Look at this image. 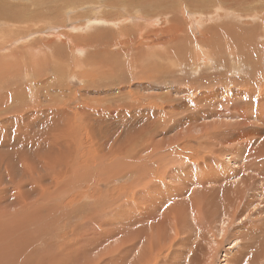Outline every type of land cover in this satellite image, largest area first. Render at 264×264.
Listing matches in <instances>:
<instances>
[{
	"label": "rangeland",
	"instance_id": "obj_1",
	"mask_svg": "<svg viewBox=\"0 0 264 264\" xmlns=\"http://www.w3.org/2000/svg\"><path fill=\"white\" fill-rule=\"evenodd\" d=\"M106 1L107 0H102L101 5L105 7ZM209 1L210 0L184 1L185 4H189L192 8L199 10L194 11L195 19L198 21L194 22L193 25H197V27L200 29H197L196 33H191L192 38L194 39L199 38L201 34L206 35V29L211 26V24L207 23L204 19L206 16L212 19V14H207L212 11V9L207 5ZM247 1L249 5L247 4L246 6H243L241 1L231 4L235 6L234 9L236 10H249L250 12L252 11V13H254L253 11L258 10V12L263 13H258V15L253 14L252 17H245L246 19L242 18V20L236 19L230 22L231 25H233L236 30L239 29V31H242L241 28L244 26H248L250 28L255 27L256 36L254 38V45L256 46H253V48L251 47L250 51H236L233 53V55L224 53L223 49H220L217 55L211 51L209 52V54L212 55L211 60L208 58L203 60L199 57L195 65L194 63L189 64L190 61L187 62V65L189 64L188 66L193 65L196 67L197 75L199 74V76L195 75V77H192L191 74L188 73L189 67L178 60V55L174 50V47H171L170 51H166L164 47H162L160 50H156V53L152 54L150 57H146L145 61L140 64V68L138 67L139 64L138 66L135 65L136 67L134 66L135 59L131 58L130 62H125V65L122 69V74H124V76L120 71L111 72L113 67H105V69L99 68L98 65L102 64L103 60L107 56L105 57V54L101 51V45L98 41H96L97 39H95V35L98 37L101 32H105L107 29L99 27H93V30L86 29L84 27V23L86 21L82 16H79V18L75 17L73 19L70 17V22H61L62 28H59L60 30L58 29L57 32L59 34L62 32L63 35L62 33L61 35L67 38H65V40H73L74 38H77L78 43L80 42L79 46L76 45L78 43L74 44L71 40L70 42L77 46L78 49H83V56L88 59H94L93 62L95 63H92V65L89 66H84L86 63L82 61H76V63H73L70 58H67L65 65L63 64V66L60 68L62 76L59 79L62 82L60 83L64 89L62 96L63 99L61 98L64 102H62V107L68 112V118H65L63 127L65 131H62L64 143L61 141V143L56 146L58 153L57 161L60 159L63 161L66 159L71 160V156L73 155L72 153L75 135L81 134L83 132L82 136H85L84 130L91 128L92 130L90 132H92L96 137H102L107 134L105 138H101L103 143L99 141L98 142L104 144V146H102L104 147V152L109 151V154L112 153V156L109 158V162L112 163V166L109 167L106 164L101 169L93 167V171L96 173V175L100 179L104 180L100 183V185L96 184L97 176H94L93 180L91 178L81 182L80 188L75 187L77 182L74 177H72L70 182H66L65 184L60 183L58 187L61 188V192L56 193L57 202L59 201L58 203H60L62 200L63 203L68 205L69 209H66L67 211L65 210V212L62 214H58L57 217L55 216V213L52 209L54 206H57V202L55 200L52 201V198L55 197L50 194H45L40 200H36V205L40 206L39 209L36 208L38 207L36 205L34 210L27 208V210L30 211L29 213H18L15 218H13V220H9L4 216L1 217L0 215V264H264V222H262L264 221V209H262L264 206V171L259 172L261 175H257L258 172L253 170L257 168L256 166L254 167L256 164L260 165V167H264V155H262L260 158H254L253 160L251 157H254V155H256L255 153H257V155L264 153V123L262 121L259 122L255 119H252V116L250 115V117L246 116L248 120L241 125H236L235 127H221L222 125H228L229 122H231V117H228V120L226 119V121V116L224 117V114H221L218 115L217 123L219 121V123H221L222 120V123L219 124V126L217 123H214L215 121L210 120L204 122L202 119H199L198 122H195L198 127L195 123V126L192 124L188 127H185L184 124L186 123V119L184 118L186 117V112L182 111V113L180 112L179 115L172 114V119L169 120L165 97L160 99L154 98L152 101L151 99H147L145 97V93H142L143 90L147 89V94L162 95V93L166 92L167 89L173 88L175 85L172 86L171 84L159 83L161 80L159 76H161V74L164 72L165 75L163 74L162 76H167L168 78L169 75H167V73L170 72V75L176 78H173L174 80H178L180 78L185 79L187 82H191L193 79H199L200 81L202 80L200 77H212L214 74H216V80L221 85L218 86L217 83H213L214 89L217 88V86L222 88L221 91L224 90L225 95L227 98H229V102H226L229 107L226 108V106H221L222 109L228 110L231 106L235 105V107L240 109L241 113L244 111L245 106H247L250 102H257L259 99L257 96H254V89H264V36L260 34L261 32H264V22L260 23V21H264V0ZM168 2L170 3L171 0H168ZM61 3L63 2L60 0L61 6L59 8L63 7V4ZM237 3H239L240 6ZM176 4L171 6L174 9L173 11L162 7L168 13L163 14V16L161 15V17L160 15L153 16L152 14L154 17L153 19L159 20L158 27H150L148 30H157L156 33L152 34V36H156L155 38L158 40L160 38L165 40L161 33L171 28V22L173 23V18H175L174 13H179L180 7ZM255 4L257 5L255 6ZM155 8L161 7L158 6ZM81 13L83 12L77 11L74 15L77 16ZM152 16L149 17L147 14H143L140 18H144V22L149 24L151 20L153 21V19H151ZM215 16L217 20L214 21H216L217 25L224 28V26L229 23L227 22L230 19L229 16H224L223 13H219L217 15L215 14ZM177 18L181 19L179 16H177ZM80 20L84 21L81 22ZM56 21L57 20H55V24H58ZM131 24L133 25V29H136L140 26V23ZM123 25H127V23H124ZM56 26L58 27V25ZM1 27L3 26H0V28ZM33 32L34 30L21 36L32 40L33 37L36 36L35 32ZM220 32L225 33L226 31L221 28ZM27 35L31 36L26 37ZM44 37V40L49 38V36ZM216 37H220V39L223 38L221 35H217ZM84 38L86 40L91 39L90 41H92V43L88 41L90 45L89 43H84V45H81V41L87 42L86 40H83ZM138 40L140 45L143 44V46H146L145 44H148V42H143L140 39ZM150 40L153 39L150 38ZM65 47H68L67 44ZM188 47L189 46L184 47L183 43V50L187 49L191 51L192 47ZM115 49L112 51H118V49ZM122 49L125 53L132 50L125 47H122ZM69 50H74V48H69ZM227 52H232V50ZM201 53L198 52V54ZM153 56L158 58L167 56L168 58L165 61L162 59H160L162 61H155L151 58ZM214 56H217L221 59L218 61L219 63L216 61ZM106 59H108V57ZM169 60L172 61L169 63ZM157 63H163L162 65L165 66L166 71L164 69L163 73L158 72V74L155 75V73L153 74L152 71L150 72V68L154 69L155 66H157ZM229 63H231L232 67L228 66ZM234 65L239 69L235 70ZM73 67H79V69L75 70ZM211 69L218 70L211 71ZM207 70H209L211 73H207ZM178 71L180 72L178 73ZM224 73H226L227 76ZM129 74H137L135 79L130 82L131 84L128 82V85L127 81H123L122 85H119L123 89L125 88L124 94L126 93L125 95L128 97H125L123 102L121 98L118 99V101L116 98H114V96L110 97L112 94L111 92L116 90V87L113 86L114 82L120 78L125 79V75L128 76ZM86 75L91 77L92 80L90 78V81H88L89 79ZM138 75L142 79H138ZM145 77H148L146 81ZM258 78L259 80H257ZM43 79L51 83L57 78L53 72H50V74L46 73L41 78V80ZM260 80L263 82H260ZM236 86L238 91L235 90ZM249 87L251 92L248 90ZM137 92H139L142 96H138ZM105 94L107 95L104 97ZM248 94H250L251 97H249ZM133 95L135 96L133 97ZM133 102L135 104L137 103V105L140 104L139 106H141V110L147 109L146 111L150 114L156 110L155 108H158L159 113L157 114H161V117L165 116L164 122L157 129L156 133L153 134L148 132L147 134L149 135H147L145 129H141L143 127V123L141 121H138L135 127V124L129 123L128 120H130V118L123 115L121 112L119 116L116 117L123 118H118V121L113 120L115 123H117V125L111 126V122L105 119L104 116L107 112L104 115L102 114V110L106 111L107 108H109L110 111H114V109L122 111V106L125 103L126 105L128 103L131 105ZM189 102L190 100L187 101V103ZM217 103L221 104V102L218 101ZM193 106L194 107H188L187 113L189 115L194 114L195 110H197V106L196 109L195 105ZM91 110L93 111L91 112ZM155 115L156 114H153L152 117ZM240 115H244V113ZM180 119H183L182 125L179 127L177 126L175 130L170 133V125L173 123L177 124L178 121L181 122ZM232 120L233 121L231 124H237L241 121L235 119ZM150 121L148 124L144 125V128L147 126V128L155 130L157 127L154 128ZM124 122H128V126L127 124L123 125ZM207 122L209 124L211 122L214 123V129H203V123L206 124ZM191 123L192 122H190V124ZM194 127H197V129L195 128L194 130ZM259 128L260 130H258ZM66 131H70V133ZM159 131H161V133ZM216 131L218 133H216ZM90 132H88L87 135ZM127 133H129L128 136H130L128 137V145L124 140H122L123 143L121 142L119 145L113 143L114 135L116 138L118 136H121L122 138ZM190 138L193 140H190ZM161 140L163 141V145L159 143ZM199 141L201 142V145L199 144ZM223 141L224 144H222ZM187 144L189 146H187ZM147 145H150V148ZM168 145L173 146L169 147ZM237 145L240 146L241 155H239L241 157L238 155L235 156V150H231L230 152V149L237 147ZM153 146H155V149H153ZM59 149H62L61 152L58 151ZM95 149L97 155L100 156L102 153L100 152L97 145ZM118 151L119 153L115 154ZM175 151L178 155L174 153ZM166 152H168V154H172V156H168L167 158L170 163L166 160L165 162L162 161ZM0 154H4V149H0ZM227 154L233 158L236 163H238L236 165H230V163L225 160V156ZM128 156L132 158L133 156H136L137 160H139L137 162H140L139 168L141 169L142 167H145V170L142 171L141 169L138 174L133 175L134 177L129 175L130 173L128 171H130L131 168H129L128 171L126 170V164H130L128 160L130 157L128 158ZM146 156L149 158L152 157L153 159L151 158V160L146 158ZM158 158L161 160V164L164 163V168L163 164H159L160 162H158ZM102 159L104 160V157ZM47 161L48 163H53L51 159H47ZM245 163L251 164V167H248ZM88 164L93 165V163ZM244 165L247 166V170L244 169L245 171L243 170ZM152 167L157 169L162 168L163 173L160 171L156 176ZM222 169L223 173H221ZM181 170H183L185 173L183 174ZM178 175L183 177L177 178ZM16 176V179H19V174ZM243 178L248 179V187L245 188V194H242V198L240 200L237 198L235 193H232L231 188L237 187L244 189V185L241 183ZM180 179H182V181ZM132 184H134V186ZM214 185L218 187H215ZM129 186L131 188H129ZM177 187H181L182 189L179 190ZM73 188L75 190L81 191V195H76V197L69 202L67 200V194L69 196V193L72 192ZM211 191L214 192L211 193ZM221 192H227L229 194V197L227 198L233 199L232 203L226 201L224 199L226 197L220 195ZM75 194H77V192ZM32 199L33 198H31V200ZM48 199L51 201L50 203L48 202ZM112 199H115L116 201ZM234 200L238 203V206L237 204L235 205V203H233ZM260 203L262 207L259 206ZM194 207L198 208L197 212L195 213V217L193 215L191 216L192 211L190 210ZM22 209L23 208L21 207L20 210ZM41 209H44L45 211L43 210L44 212H41ZM180 212L181 214H179ZM194 218L197 219V221H194ZM107 221L109 222L106 225L105 222ZM129 230H131L132 233ZM134 230L135 232H133ZM189 232L191 235L187 234ZM251 233L253 236L250 235ZM74 234H76L77 237H75Z\"/></svg>",
	"mask_w": 264,
	"mask_h": 264
},
{
	"label": "bare ground",
	"instance_id": "obj_2",
	"mask_svg": "<svg viewBox=\"0 0 264 264\" xmlns=\"http://www.w3.org/2000/svg\"><path fill=\"white\" fill-rule=\"evenodd\" d=\"M61 1L63 2V3H61V4H63L62 8H59L61 6L60 0H0V26H3L0 28V149H4V154H0V215H1V217L4 216L9 220H13V218H15V216L18 213H20V214L29 213L30 211L27 210V208H31L34 210V207L37 204V201L40 200L45 194L52 195L53 197H55V198H52L53 199L52 201L55 200L57 202V196H56L57 194L56 193L61 192V188L58 187V185L60 183L65 184L66 182H70L72 177H74L76 179V182H77L75 187L80 188L81 182H84L85 180H89L91 178L93 180L94 176H97L96 173L93 171V167L101 169L106 164L109 167L112 166V163L109 162V158L112 156V153L109 154V151L104 152V147H102V146H104V144H101V143H103L101 138L102 137L105 138L107 134H105V136H102V137H96L92 132H90L92 130L91 128L84 130L85 136H82L83 132L81 134L75 135V137H74V148H73V153H72L73 155L71 156V160L66 159L65 161H63L62 159H60L57 161L58 153H57L56 146H58L61 143V141H63V143H64V138H62V131H65L63 129L64 123H65V118H68V112L65 111L62 107V102H63L62 96H63V90L64 89H63V86L61 84L62 82L59 79L62 76V73L60 72L61 71L60 68H61V66H63V64L65 65L67 58H70L73 63H76V61H82V62L86 63V65H84V66H87V65L89 66V65H92V63L93 64L95 63V62H93L94 59H88V58H85L83 56L84 55L83 49H78L77 46L74 45V44L78 43L77 38L76 39L74 38L72 40V39H69V36H68L69 40H65L66 37L62 36L63 33L60 31L62 33V35H61V33L59 34L57 32L59 28H62L61 22H65V21L70 22L71 18L72 19L75 17L79 18V16H82V17H84V20L86 21L84 23V27L86 29L93 30L94 29L93 27H99V28L107 29V31L101 32V34H99L98 37H97V35H95L97 38L94 36L95 39H97L96 41H98L99 44L101 45V49H102L101 51L105 54V57L106 56L108 57V59H106L107 58L106 57L105 58L106 60L104 59L102 64H99L98 67L104 68V69H105V67L106 68L113 67L111 72L120 71L122 74V71H123L122 69L125 65V62H130L131 58H133V59H135L134 60V66L135 65L138 66V64H139L138 67L140 68V64L143 63V61H145L146 57H150L152 54L156 53V50H160L162 47H164L166 49V51H170L171 47H174L175 48L174 50L177 52V55H178V60L181 63H183L184 65H187V62H189V61H190L189 64L194 63V65H195V63L198 61L199 57L203 60H206L207 58L209 60H211L212 55H210L209 52L212 51V53L217 55V53L220 51V49H223L224 53L232 54V55L236 51H242V52L250 51L251 47L253 48V46H256V45H254V38L256 36L255 27L250 28L248 26H244L243 28H241L242 31H239V29L236 30V28L233 25H231L230 21H234L236 19L242 20V18L244 19L245 17H252L253 14L258 15V13L259 14L263 13V12H261V13L258 12V10L253 11L254 13H252V11L250 12L249 10H239V9L236 10V9H234L235 6H233L231 4V3H236L237 1H239V2L241 1L243 6H246L247 4L249 5L247 0H210L209 3L207 2L208 3L207 5L212 9V11H210L207 14H212L211 15L212 19L210 17H207V16L204 19L206 20L207 23H210L211 26L209 28L206 27L207 29H209V30L206 29V33H207L206 35L201 34V36L199 38L194 39V38H192L191 33H194V32L196 33V30L199 29L197 27V25H193L194 22L198 21L195 19V14H194L195 13L194 11H197L198 9L192 8L191 5H189V4H185L184 1H186V0H171L170 3L168 2V0H107L105 3V7L103 5H101L102 0H61ZM173 4H176L180 7L179 13L178 12L174 13L175 18H173V20H174L173 23L171 22V28L167 29L163 33H161V35L164 36L165 40L160 38V37H159L160 39L158 40L157 38H155L156 36H152V34L156 33L157 30L156 31L155 30L150 31V30H148V28L158 27L159 20L153 19L154 18L153 16H156V15L159 16L160 15V17H161V15L163 16V14L168 13L163 8L173 11L174 9L171 7V6H173ZM237 4L239 5V3H237ZM257 4H255V6ZM158 6L161 8H155ZM194 7H196V6H194ZM253 7H254V5H253ZM242 8H244V7H242ZM77 11H80L83 13L75 16L74 14ZM207 11H208V9H207ZM219 13H223L224 16H229V18H230L227 21L229 23L226 26H224V28L217 25L216 21H214V20H217L215 14L217 15ZM143 14H147V16H149V17L152 16V14H153V16L151 18V19H153V21L151 20V22L149 24H146L144 22L145 19L140 18V17H142ZM177 16H179L181 19H178ZM157 17H155V18H157ZM57 18H59V19H57ZM219 18H220V16H219ZM61 19H63V20H61ZM200 19H202V18H200ZM255 19H257V18H255ZM55 20H57L56 23H58V24H55ZM84 20H82V21H84ZM263 22L264 21H260V23H263ZM124 23H127L128 28H127V25H123ZM131 23H140V26L137 28L135 27L136 29H133V25ZM129 24H131V25H129ZM56 25H58V27ZM65 25H67V24H65ZM69 25H70V23H69ZM71 25H72V23H71ZM221 28L226 32L221 33L220 32ZM72 29H73V27H72ZM243 29H247V30H243ZM32 30H34V32L36 34V36H34L32 40L26 39L25 37L21 36V35L30 33ZM61 30H63V29H61ZM260 34L262 36H264V32L263 33L261 32ZM217 35H221L223 38L220 39V37H216ZM30 36L31 35H27L26 37H30ZM44 36H49V38H51V39L48 38V39L44 40V38H45ZM150 38H152L153 40H150ZM138 39H140L143 42H148V44H145L146 46H143V44L140 45V43H138L139 42ZM70 40L74 44H72L70 42ZM83 40H86V39L84 38ZM90 40H86L87 42L81 41L83 43V44L81 43V45H84V43H89L88 41H90ZM90 42L92 43V41H90ZM79 43L76 45L79 46ZM183 43H184V47L185 46H189L188 48L192 47L191 51H189L187 49H186L187 51L183 50L182 49ZM66 44L68 46L67 48L65 47ZM89 45H90V43H89ZM122 47H125L127 49H132V50L125 53V52H123ZM69 48L70 49L74 48V50H69ZM115 48L118 49V51H116V52L112 51ZM200 50L202 51V53ZM226 50L227 51L232 50V52H227ZM256 51H258V50H256ZM198 52H200L201 54H198ZM214 57H215L217 62L219 60H221L217 56H214ZM151 58L154 59L155 61H158L160 59L165 61L168 57L162 56V57L158 58V57L153 56ZM228 58H230V57H228ZM201 59H200V61H201ZM162 60H160V61H162ZM171 61L169 60V63ZM162 64L157 63L156 65L159 67L155 66L154 69L150 68V72L152 71V73L153 74L155 73V75H157L158 72L163 73L165 66ZM226 64H227V62H226ZM238 64H239V62H238ZM173 65H174V63H173ZM188 65H187V67H189L188 73H190L192 77H195V75L199 76V74L197 75L196 67L193 65H191V66H188ZM84 66H81V67H84ZM228 66H231V63H229ZM238 66H242V65H238ZM151 67H153V66H151ZM73 68L75 70L79 69V67H73ZM234 69L238 70L239 68H236V66L234 65ZM215 70H218V69H211V71H215ZM72 71H74V70H72ZM165 71H166V69H165ZM50 72H53L57 79H55L51 83H49L45 79L41 80V78L46 73L50 74ZM179 72L180 71H178V73ZM64 73H65V71H64ZM207 73H211V72L209 70H207ZM226 73H224V74H226ZM163 74H161V76H159L161 79L159 81V83L160 84H171L172 86L175 85L173 88L167 89L166 92L162 93V95L161 94H156V95L147 94V91H146L147 89L143 90L142 93H145L146 94L145 97L147 99L148 98L151 99L152 101L154 100V98L160 99L162 97H165V103L167 104L166 107L168 108L169 120L172 119V114L179 115L180 112L182 113V111H183V112H186V117L184 118V119H186V123L184 124L185 127H188L189 125H192L195 122H198L199 119H202L204 122L212 120V121H215L214 123L216 124L218 121V115H221V114L222 115L224 114V117L226 116L225 120L226 119L228 120V117H231L230 118L231 122L233 121L232 119L241 120L237 124H231V122L228 121L229 122L228 125H222L221 127H235L236 125H241L242 123H244L248 120V118H246V116L250 117V115L252 116V119H255L256 121H259V122L262 121L264 123V89H260V88L254 89L255 90L254 96H257V98L259 100L257 102H250L247 106H245L244 111L240 113V109L238 107H235V105H233L234 107L231 106L228 110L222 109L223 106H226V108L229 107V105L226 103V102H229V98H227V96L225 95V91L224 90L221 91L222 88L218 87L221 84L216 80V76H215L216 74H214V76H212V77H208V76L204 77V78L200 77L202 79L200 81H199V79L198 80L193 79V81H191V82H187L185 79H180V78L178 80H174L173 78H175V77H172L170 75L171 74L170 72L167 73V75H169L168 78H167V76H162ZM122 75L124 76V74H122ZM136 75L137 74H135V75L129 74L128 76L125 75V79L121 76L123 79L120 78L116 82H114L113 86L116 87V90L114 92L110 91L112 93L110 97L114 96V98H116L117 100L121 98L122 102H123V99L125 97H128V96L125 95L126 93L124 94L125 88L123 89L119 85H122L123 81H127V84H128V82H129V84H131L130 82L135 79ZM86 76L88 77V75H86ZM226 76H227V74H226ZM137 77H138V79H142L139 75ZM180 77H182V76H180ZM90 78L91 77H88V79H89L88 81H90ZM263 78H264V76H263ZM146 79H148V77L147 78L145 77V81H146ZM91 80H92V78H91ZM154 80H156V79H154ZM257 80H259V78ZM240 81H242V80H240ZM240 81H239V83H240ZM152 82H153V80H152ZM251 82H252V80H251ZM260 82H263V81L260 80ZM213 83L218 84L217 88L214 89ZM125 84H126V82H125ZM231 84H233V83H231ZM90 85H91V83H90ZM138 85H140V84H138ZM178 85H180V86H178ZM260 85H261V83H260ZM112 87H111V90H112ZM256 87H257V84H256ZM236 88H237V86L235 87V90H237ZM92 89H94V88H92ZM248 90H249V92H251L250 87L248 88ZM137 94H138V96L141 95L139 92H137ZM238 94H239V92H238ZM106 95L107 94H105L104 97ZM248 95H249V97H251L250 94H248ZM134 96L135 95H133V97ZM245 96H247V95H245ZM249 97H248V100H249ZM257 98L255 97L256 100H257ZM70 99H71V97H70ZM188 100H190L189 103H187ZM217 101L221 102L222 105L220 103H217ZM127 105H129V106H127ZM127 105L125 103L122 106V111H120L118 109H114V111L112 110L113 111L112 112V111H110L109 108H107L106 111H103L101 109L102 114L104 115L107 112L104 116H105V119H107L108 121L111 122V126L117 125V123H115L113 120L118 121V118L119 119L123 118V117H116V116H119L120 112L123 115L128 116L130 118V120H128L129 123L135 124V127H136V123L138 121L139 122L141 121L143 123V127L141 129H145L146 134L148 132H151L153 134L156 133L157 129L164 122L165 116L161 117V114H157V113H159L158 108H155L156 110H154V112L152 114H150L149 112L146 111L147 109L141 110L142 108H141V106H139L140 104L137 105V103L135 104L133 102L131 105L129 103ZM193 105H195V109L197 106V110H195L194 114L189 115L187 113L188 107H194ZM112 106H114V105H112ZM126 107H127V109H126ZM88 108H89V105H88ZM92 111L93 110H91V112ZM160 111H161V109H160ZM242 113H244V115H240ZM153 114H156V115L154 117H152ZM182 115H180V116H182ZM148 120L149 121L151 120L150 122L154 126V128L157 127L155 130H151V129L147 128V126H145L146 128H144V125L149 123ZM66 121H68V120H66ZM180 121L181 122L178 121L177 124L173 123L172 125H170V128H169L170 133L173 130H175V128L177 126L179 127L180 125H182L183 119H180ZM190 122H192V123L190 124ZM219 122L217 123L218 126H219V124L222 123V120H221V123H219ZM129 123L124 122L123 125L127 124V126H128ZM214 123H212V122L210 124L208 122L206 124L203 123L204 125H202V127H203V129L209 128L210 130H212V129H214L213 128ZM235 123H236V121H235ZM195 124H194V126H195ZM196 126L198 127L197 124H196ZM149 127H150V125H149ZM197 127H194V130H195V128L197 129ZM191 130H193V129H191ZM241 130H243V129H241ZM258 130H260V128ZM108 131H110V130H108ZM136 131H138V130H136ZM66 132L70 133V131H66ZM88 132H90V133L87 135ZM159 132L161 133V131H159ZM228 132H229V130H228ZM232 132H234V131H232ZM240 132H242V131H240ZM216 133H218V132L216 131ZM219 133H220V131H219ZM113 134H115V133H113ZM153 134H152V136H153ZM231 134H233V133H231ZM128 135H129V133H127L122 138H121V136L120 137L118 136L116 138L114 135L113 143L116 145H119L122 142V140H124L127 142V145H128V137H130ZM147 135H149V134H147ZM207 135H208V133H207ZM241 135H242V133H241ZM199 137H201V136H199ZM231 138H233V137H231ZM187 139H188V137H187ZM207 139H209V138H207ZM220 139H222V138H220ZM162 140L159 143L163 145ZM190 140H193V139L190 138ZM98 141L101 143H99ZM217 141H219V140H217ZM227 141H228V139H227ZM229 142H231V141H229ZM200 143L201 142L199 141V144ZM222 144H224V141ZM96 145L98 146L100 152L102 153L100 156H98L96 153V149H95ZM129 145H130V143H129ZM216 145H217V143H216ZM168 146L172 147L173 145H168ZM187 146H189V145L187 144ZM258 147H259V145H258ZM263 147H264V145H263ZM153 149H155V146H153ZM187 149H189V148H187ZM61 150L62 149H59L58 151L61 152ZM114 150H113V152H114ZM166 150H168V149H166ZM231 150H235V156L238 155L239 157H241L240 156L241 155L240 146L237 145V147H235L233 149L231 148L230 152H231ZM261 150H263V149H261ZM207 151H208V149H207ZM118 153H119V151L116 152L115 154H118ZM174 153L177 154L176 151ZM219 153H221V152H219ZM182 154H184V153H182ZM255 154L256 155H254V157L251 156L252 160L254 158H260L262 155H264V153L258 154V155H257V153H255ZM146 155H148V154H146ZM164 155L165 156H164L162 161L165 162V160H166L167 162H169L167 160V158H168V156H172V154L171 153L168 154V152H166V154H164ZM184 155H186V154H184ZM103 157H104V160L102 159ZM129 157L130 156H128V158ZM146 158H149V157L146 156ZM151 158H149V159H151ZM47 159H51L53 163H48ZM128 160H129L130 164H126V170L128 171V169L131 168L130 171H128L130 173L129 175L133 176L134 174H138V172H140L141 169H142V171L145 170V167H142L141 169L139 168L140 162H137L139 160H137L136 156H133V158L130 157ZM225 160H227L228 163H230V165L231 164L236 165L238 163V162L236 163L233 160V158L228 156V154L225 156ZM156 161H157V159H156ZM160 161L161 160L159 159L158 162H160ZM177 161H179V160H177ZM188 161H190V160H188ZM88 163H93V165L88 164ZM186 163H187V161H186ZM159 164H161V162ZM162 164H163V168H164V163H162ZM245 164L248 167H251V164H248V163H245ZM244 166H243V170L244 169L247 170L246 169L247 166H245V168H244ZM255 166L257 168L253 169V170L258 172L257 175H261V174H259V172L264 171V167H260V165H257V164L254 165V167ZM14 167H16V168H14ZM146 168H148V167H146ZM236 168H238V167H236ZM152 169L155 171L156 176L158 175V173L160 171H161V173H163L162 168L157 169V168L152 167ZM181 172L183 174L185 173L183 170H181ZM164 173H165V171H164ZM166 173H167V169H166ZM221 173H223V169H222ZM18 174H19V179H16V177H17L16 175H18ZM209 174H211V173H209ZM212 175H214V174H212ZM218 175H221V174H218ZM179 177H183V176L178 175L177 178H179ZM243 179H242L241 183H243L244 189L237 188V187L234 188L233 186H232L233 188L230 187L232 193H235L237 198H239L240 200L242 198V194H245V188L248 187V179H244V180ZM151 180H153V179H151ZM180 180L182 181V179H180ZM102 181H104V180L100 179L97 176L96 184L100 185V183ZM263 182H264V177H263ZM104 184L106 185L105 182H104ZM134 184H136V183H134ZM134 184H132V185L134 186ZM132 185H131V187H132ZM131 187L129 186V188H131ZM215 187H218V186H215ZM177 189L181 190L182 188L177 187ZM203 191H205V190H203ZM263 191H264V187H263ZM76 192H77V194H75ZM207 192H208V190H207ZM213 192L214 191H211V193H213ZM76 195H81V191L75 190L73 188L72 192L69 193V196L67 194V197H68L67 200L69 202L72 201L76 197ZM220 195L226 197L224 199L226 201H228L229 203H232L233 199L227 198V197H229V194L227 192H221ZM203 196H205V195H203ZM31 198H33V199L31 200ZM105 198H106V196H105ZM49 199H51V198H49ZM112 200H115V199H112ZM235 200L233 203H235V205L237 204V206H238V203L235 202ZM48 202L50 203L51 201L49 200ZM58 202H57V206L53 205L54 207L53 208L51 207L53 209L56 217L58 216V214H62L63 212H65L66 209H69L68 205L63 203L62 200L60 203H58ZM103 202H105V201H103ZM219 202H218V204H219ZM44 204H46V203H44ZM42 205H43V203H42ZM36 206H38V205H36ZM259 206H261V203L259 204ZM21 207L23 208L22 210H20ZM39 207L40 206H38L36 208L39 209ZM65 207H67V208H65ZM49 208H50V206H49ZM262 209H264V206ZM43 210L41 212L45 211V210L44 211ZM47 210H48V207H47ZM190 210L192 211L191 216L193 215L195 217L196 216L195 213L197 212L198 208L194 207L193 209H190ZM51 214H52V211H51ZM179 214H181V212ZM23 218H24V216H23ZM180 218H182V217H180ZM2 219H4V218H2ZM260 220H261V218H260ZM194 221H197V219L194 218ZM108 222L109 221L105 222L106 225ZM262 222H264V221H262ZM24 230H25V228H24ZM100 230H102V229H100ZM118 230H120V229H118ZM131 230H129V231H131ZM135 230H136V228H135ZM135 230L133 232H135ZM138 230H140V229H138ZM107 233H106V235L108 236ZM131 233H132V231H131ZM257 233H258V231H257ZM259 233H261V232H259ZM187 234H190V232ZM74 235H75V237H77L76 234H74ZM250 235L253 236L252 233ZM6 237H8V236H6ZM71 242H73V241H71ZM130 247H131V245H130ZM263 252H264V250H263Z\"/></svg>",
	"mask_w": 264,
	"mask_h": 264
}]
</instances>
